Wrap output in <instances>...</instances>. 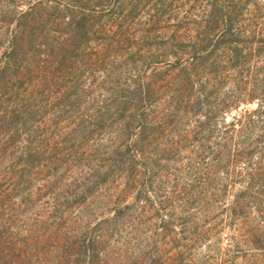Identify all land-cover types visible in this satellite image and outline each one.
I'll return each instance as SVG.
<instances>
[{
	"label": "trees",
	"instance_id": "obj_1",
	"mask_svg": "<svg viewBox=\"0 0 264 264\" xmlns=\"http://www.w3.org/2000/svg\"><path fill=\"white\" fill-rule=\"evenodd\" d=\"M185 4L0 0V264L264 251V1Z\"/></svg>",
	"mask_w": 264,
	"mask_h": 264
},
{
	"label": "rangeland",
	"instance_id": "obj_2",
	"mask_svg": "<svg viewBox=\"0 0 264 264\" xmlns=\"http://www.w3.org/2000/svg\"><path fill=\"white\" fill-rule=\"evenodd\" d=\"M202 1L203 0H178V2H186L185 5H189V4L190 5H196L200 8L202 6ZM263 1L264 0H261V2H263ZM259 12H264V10H259ZM253 105L254 104H252V106ZM179 169H181V168H175V166H173L171 168V171L173 172L172 176H173V174L179 173L180 172ZM123 184H124L123 178H119L118 180L110 181L106 184H103L100 187V190L96 194L97 200H98L97 202H99L98 204L104 203V201H102V200H105L106 195L110 194L109 196H107V197H110V199L107 201V203L103 207H100L98 209L99 212H103L102 214L108 213L109 210L107 208L112 206V204L115 201L123 202L124 200L132 199V193H128L127 195L123 193V191H122L123 190L122 189ZM98 216H99V213H98ZM223 243H225V240ZM236 254L237 255H235L233 252H229L227 255H224L223 257H218L217 261H219L220 264H264V251H260L258 253H255V255L245 254L243 256L242 255L240 256V255H238V253H236ZM110 260H111L112 264H118V262H117L118 259L111 258ZM110 260H108V263H106V264H110L109 263ZM190 264H197V258H191Z\"/></svg>",
	"mask_w": 264,
	"mask_h": 264
}]
</instances>
